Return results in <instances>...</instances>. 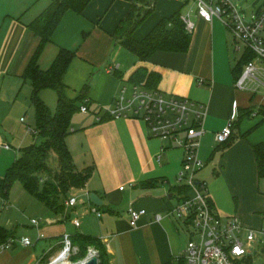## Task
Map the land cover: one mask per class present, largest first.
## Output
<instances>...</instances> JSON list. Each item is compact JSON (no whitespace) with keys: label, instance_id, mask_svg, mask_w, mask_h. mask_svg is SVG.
I'll use <instances>...</instances> for the list:
<instances>
[{"label":"crops","instance_id":"1","mask_svg":"<svg viewBox=\"0 0 264 264\" xmlns=\"http://www.w3.org/2000/svg\"><path fill=\"white\" fill-rule=\"evenodd\" d=\"M39 2L0 0V110H6L11 101L18 98L23 82L31 81L23 75L40 37L27 24L50 4L49 1ZM120 2L123 6H118ZM131 3L132 0H91L81 13L67 10L40 57L41 67L48 69L60 47L75 52L63 77L65 94L71 99L84 95L89 111L80 110L87 116L93 109L94 115L87 119L88 125L81 134L82 147H77L73 140L67 138L75 163L78 158L83 160L81 167L77 164L78 168L91 169L86 184L71 189L68 196L80 190L86 194L96 192L103 200V204L97 207L101 213L102 207L108 212L103 218V213L98 216L90 210L102 221L95 227H82L78 212L74 217L68 213L64 216L62 212L65 209L61 208L56 211L52 223L45 226L53 237L59 238L45 245L42 243L41 247L32 240L30 245L35 249L22 243L23 250L20 252L16 248L11 249V245L0 251V264H35L44 257L54 258L63 234L72 236L80 230L101 239L105 264H188L185 248L190 239L189 229L181 220L166 216L167 210L182 198L179 196L176 199L175 196L177 191L180 192L176 178L184 157L183 149L152 136L143 120L116 118L109 112L121 83L128 81L139 66H146L155 76L152 88L186 96L204 105L207 111L206 131L201 145L205 147L203 158L206 161L212 160L218 153V147L213 145L215 133L236 112L232 137L227 143H219L222 144L219 147H223L219 162L224 171L234 167L236 175L245 174L244 180L237 178L232 186L238 194L240 190L247 192L249 200L246 205L235 207V212L221 205L228 212L223 216L238 214L248 226H264V203L258 200L260 177L253 149L254 144L264 142V114L261 111L264 107V84L252 82L246 88L237 86L239 78L234 67L238 61L232 54L229 29L218 18L208 21L201 16L194 0L168 1L160 6L156 2L158 13L150 15L133 32V37L141 40L161 18L181 10L182 13H189L194 23L188 51L158 50L146 60L135 54L136 58L123 61L120 51L116 52L117 46L122 44L115 38L114 32ZM254 60L259 67L258 74L264 80V60ZM89 76H92L91 80H88ZM87 84L89 87L85 92ZM247 110L251 113L237 123L238 114ZM4 142L0 134V144ZM163 146L166 149L162 151ZM159 154L160 159L157 157ZM119 164L130 171L120 178L115 174ZM209 191L216 210L222 215L217 206L220 203L217 197H213V189L209 187ZM130 206L147 210L137 226L130 223ZM156 213H161L164 218L157 220ZM62 218L70 220L71 231L66 226L64 232L58 229L56 220ZM76 218L80 220L79 226L74 223ZM45 236L40 237L39 234L38 239L47 238Z\"/></svg>","mask_w":264,"mask_h":264},{"label":"built area","instance_id":"2","mask_svg":"<svg viewBox=\"0 0 264 264\" xmlns=\"http://www.w3.org/2000/svg\"><path fill=\"white\" fill-rule=\"evenodd\" d=\"M198 5V11L208 21L214 18L220 19L234 35V48L244 53L251 50L256 57L264 60V3L257 9H253L247 15L238 8L232 0H194ZM187 30L191 31L194 23L189 13H182ZM254 58V59H255ZM252 59L246 63L244 70L237 81V86L246 88L250 83L264 84L259 67ZM84 112L89 111L85 103L80 108ZM116 118H137L145 121L152 136L168 141L179 146L184 151L181 168L177 174V182L183 187L181 200L166 212V216L181 220L190 232V239L185 248V258L188 264H254L257 258H262L264 264V226L254 228L246 225L237 214L223 216L215 208L211 198L208 184L197 177L198 171L205 166V161L200 157L201 139L206 131L204 123L207 111L203 104H198L189 97L147 86L145 83L130 82V86L124 84L120 93L115 97L112 107L109 109ZM236 112L229 122L215 133V139L219 143H226L233 135ZM9 142L0 144V149H10ZM166 146L162 147V151ZM158 159L161 158L159 154ZM123 188V186L121 187ZM78 202L77 195L68 196L65 200L67 206H75ZM91 211L100 216L102 213L96 204L92 203ZM7 206V199L0 194V215ZM130 223L137 226L138 220L147 210L145 208L128 209ZM155 218L162 220L164 215L156 213ZM32 223L40 227V220L34 218ZM75 225H80L79 219H74ZM44 237V233H40ZM14 238L3 243L0 251L9 248ZM24 245L32 244L28 236L22 237ZM62 242L65 247L74 248V254L79 248L73 246L71 235L63 234ZM263 245V254L255 249V244ZM89 255L96 256L101 264V253L95 246H89L86 257L74 261L73 264H83ZM42 263L35 264H51Z\"/></svg>","mask_w":264,"mask_h":264},{"label":"trees","instance_id":"3","mask_svg":"<svg viewBox=\"0 0 264 264\" xmlns=\"http://www.w3.org/2000/svg\"><path fill=\"white\" fill-rule=\"evenodd\" d=\"M90 1L50 0V4L27 24L40 37V42L23 75L25 79L31 80L33 85L31 102L36 111V134L40 137V141L21 148V155L8 168L6 174L0 176V194L5 198L8 197L12 184L19 180L29 193L58 211L62 208L60 197L65 195L67 199L71 189L83 187L90 178V167L79 169L67 144V138L72 132L73 115L81 108L80 102L87 103L83 98L84 95L71 99L65 94L63 77L75 57V52L60 47L48 69H43L40 65L41 54L45 46L51 42L52 34L64 13L70 9L81 13ZM156 2L157 0H132L129 10L114 32L115 38L141 60L148 59L158 50L186 52L191 44L192 35L181 17V10L161 18L141 40L133 37L134 30L154 10ZM255 57V53L251 50L243 54L234 67L238 78L246 63ZM154 79L155 76L153 77L146 66H139L127 80L133 83H145L152 87ZM47 87L57 92L55 111L50 109L41 96V91ZM88 87L87 84L85 92ZM261 111L264 114V107ZM249 113L250 110L239 113L237 123ZM253 149L259 177L262 178L264 177V142L254 144ZM182 190L183 187H180V191ZM14 237L13 233L0 224V246ZM71 242L73 246L79 248L78 252L72 255L74 261L86 257L89 246H95L100 250L101 264H105L104 244L99 237L77 233L71 236Z\"/></svg>","mask_w":264,"mask_h":264},{"label":"rangeland","instance_id":"4","mask_svg":"<svg viewBox=\"0 0 264 264\" xmlns=\"http://www.w3.org/2000/svg\"><path fill=\"white\" fill-rule=\"evenodd\" d=\"M50 0H40L39 3H43ZM127 1V0H125ZM168 1H174V0H157V5L160 6V4H164V2ZM235 4H237L238 8L241 9L243 12H245L247 15H250L253 9H257L262 3H264V0H232ZM123 3L120 2L118 6H123ZM156 9L154 10L143 20V22L150 16L155 15L158 13ZM143 22L136 28L138 29ZM223 23V22H222ZM224 25V24H223ZM231 34L232 39V54L235 58V60L239 61L243 54H244V45L242 42L240 44L242 45V50L236 51L234 48V35L229 30ZM121 53L120 57L123 59V61H130L132 58H136V55L131 52L126 47H123L122 45H118L116 52ZM89 76L88 80H91ZM91 82V81H90ZM23 87L19 90V94L17 95L18 98H15L11 101V103L8 105L7 109L0 110V134L2 135V138L5 142H9L11 144L10 149H0V176H4L8 170V168L14 163V161L21 155V148L33 143L40 141V137L36 134L37 130V118H36V111L34 106L31 105V96H32V83L31 81H28L27 83L23 82ZM126 84L130 86V81H125L121 83L120 89L122 86ZM42 96L44 98V101L47 103V105L50 107L52 111H55L57 106V92L51 88L47 87L41 91ZM118 93V94H119ZM81 102L79 103V105ZM94 115V110H90L89 115H84L80 109H78L72 118V126H74V131L69 135L68 139L73 140L75 145L77 147H82V139L81 134L85 130L88 123H86L87 119ZM86 123V124H84ZM76 130V131H75ZM83 136V135H82ZM167 142V141H166ZM214 147H218L217 151L218 153H215L212 160L206 161L203 158L204 154V145H201L200 147V157L205 162V166L201 168L198 173L197 177L201 178V180L206 179V182L208 184V187L213 189V197H217L219 201L218 208L221 211L222 215L227 214L224 207L228 209H234L235 207L241 206L242 204L248 203L249 197L247 192L244 190H240L239 194L236 192V190L233 188L232 183L234 181H237V178L239 180H244L245 174H238L236 175L235 171L236 169L233 167L229 171L223 170V165H220L219 162V156L223 152L222 144H219V142L214 141ZM84 153V152H83ZM83 155V154H82ZM207 159V158H206ZM77 164L81 167L83 160L82 159H76ZM127 167L124 165L119 164L116 166L115 174L118 175V178L120 176H126L130 171L126 169ZM46 176L47 174L44 173ZM213 180V184H212ZM177 182V178H176ZM178 184V182L176 183ZM126 186V184H124ZM1 193V190H0ZM77 195V206L75 208L69 207L65 204V195H62L60 197V203L62 204V208L65 209L62 214H72V217L74 215L76 216V212H78L80 220H82V227L87 226H98L99 223H101V219H99L96 215H94L90 210L93 206L90 204V197L89 194L83 192V191H76ZM259 193L260 201L264 203V177L259 178ZM180 195V192L177 191L175 198L177 199ZM7 199V206L3 209L0 215V224L6 227L10 233L14 234V242L12 248H16V251L23 250L21 244L22 237L28 236L30 237L33 242L36 241L39 243L38 245L41 247L42 243L45 245L46 242H49L50 240H54L57 237L52 236L47 231L48 224L52 223V218L56 213V210H53L51 207L47 206L43 201L39 200L37 197L29 193L21 181L17 180L15 181L8 193ZM172 201V200H171ZM261 203V204H262ZM102 207V206H101ZM222 207V208H221ZM103 211V218L105 217V214L108 212L107 208L102 207ZM62 210V209H61ZM231 213V212H230ZM238 213V212H237ZM238 215V214H237ZM63 216V215H62ZM38 219L42 223V228L39 229L34 226L32 223V219ZM58 224V229L61 232L65 231V226L67 227L68 231L72 230V225L70 220H64L62 218L61 220H56ZM83 229V228H81ZM58 230V231H59ZM44 233L47 237L45 239H38L39 234ZM79 233H82L80 230ZM77 234V233H75ZM63 239V236H62ZM31 246V245H29ZM66 244L62 242L58 246V253L55 257H57L62 250L65 249ZM32 247V246H31ZM35 249V247H32ZM41 249V248H40ZM255 249L258 252H261L263 254V245L259 243L255 244ZM74 248L71 250V255H69V259L72 263H75L72 259V255L74 254ZM54 257V258H55ZM51 259H53L51 256L44 257V259L41 261L42 263H50ZM263 259L257 258L254 262V264H262Z\"/></svg>","mask_w":264,"mask_h":264},{"label":"bare ground","instance_id":"5","mask_svg":"<svg viewBox=\"0 0 264 264\" xmlns=\"http://www.w3.org/2000/svg\"><path fill=\"white\" fill-rule=\"evenodd\" d=\"M70 248L67 246L64 250L60 252V254L52 259L51 264H73L69 259ZM93 257V255H89L88 259Z\"/></svg>","mask_w":264,"mask_h":264},{"label":"water","instance_id":"6","mask_svg":"<svg viewBox=\"0 0 264 264\" xmlns=\"http://www.w3.org/2000/svg\"><path fill=\"white\" fill-rule=\"evenodd\" d=\"M90 197V201L96 205H102L103 204V200L98 196V194L96 192H90L89 194ZM83 264H99V261L97 259L96 256H93L91 258H89L86 262H84Z\"/></svg>","mask_w":264,"mask_h":264}]
</instances>
